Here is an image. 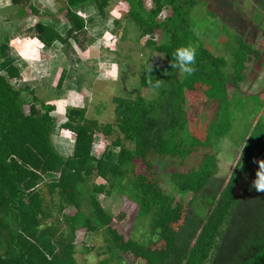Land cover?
I'll return each instance as SVG.
<instances>
[{
  "label": "trees",
  "instance_id": "1",
  "mask_svg": "<svg viewBox=\"0 0 264 264\" xmlns=\"http://www.w3.org/2000/svg\"><path fill=\"white\" fill-rule=\"evenodd\" d=\"M112 1L67 0L71 27L66 36L41 22L29 31L48 46L55 40L81 43L87 21L79 9L95 5L106 16ZM123 1L128 4L126 20L136 27L139 40L150 36L147 44L161 64L143 65L138 93L118 99L116 123L88 117L86 107L67 109L63 127L75 134L72 155L62 154L53 139L56 106L26 98L28 85H18L20 68L10 60L0 63V264H83L76 257L79 230L104 234L110 251L134 254L144 264H264V193L250 188L258 162L264 161V114L237 138L244 148L229 179L225 169L229 172L232 163L220 159L221 141L234 139V97L248 79L247 62L252 60L250 66L258 71L264 67V41L256 50L242 35L230 33L229 63L206 47L194 27V10L200 3L206 6L204 0H153L151 7L145 0ZM12 2L22 15L26 0ZM256 3L260 20L264 0ZM163 11L170 16L162 19ZM158 31L169 40L158 43L153 37ZM10 38L8 34L4 43ZM189 46L196 50V62L186 74L172 65L177 49ZM2 54L0 46V61ZM64 78L65 72L59 87ZM206 102L218 106L211 122L191 123V108ZM98 135L112 139L101 158L93 154ZM171 161L179 200L162 186L159 172ZM94 177L105 182L96 183ZM100 193L135 201L139 219L149 221L148 239H126L117 227L126 215L108 212ZM70 207L74 213H67ZM56 212L60 217L52 223L48 219Z\"/></svg>",
  "mask_w": 264,
  "mask_h": 264
},
{
  "label": "rangeland",
  "instance_id": "2",
  "mask_svg": "<svg viewBox=\"0 0 264 264\" xmlns=\"http://www.w3.org/2000/svg\"><path fill=\"white\" fill-rule=\"evenodd\" d=\"M66 1L26 0L23 14L20 15L19 6L13 5L12 0H0V46L3 53L0 63L10 60L20 68L23 78L19 79L18 85L27 84L29 91L34 90L24 91L26 98L34 101V97H38L40 101L56 106L53 111L57 120L53 139L59 151L70 156L74 152L76 139L73 132L63 127L68 120L67 109L86 107L88 117L97 119L102 124L116 123L120 106L118 99L134 97L139 91L143 65L146 62L161 64V58L148 46L150 36L138 39L140 34L136 27L126 20L128 4L123 0L112 1L107 7L106 16L99 14L95 5L79 9V13L87 21L86 29L79 34L82 45L71 39L72 44L69 45L55 40L48 46L33 37V32L29 29L39 22L52 25L62 36H66L71 27L66 16ZM145 1L148 7L153 5V0ZM204 1L207 2L206 6L200 3L194 10L196 14L194 27L206 47L216 54L224 55L229 63H232L233 59L230 40L232 32L242 35L247 43L256 47V50L263 48L264 12L263 18L259 20L256 17L260 12L257 0ZM208 9L216 16L210 14ZM170 13L163 11L161 18H168ZM116 20L120 22L117 23ZM19 28L21 30L17 31ZM8 34H11V38L8 44H5ZM28 37H31L29 41L26 40ZM153 37L158 43L169 40L166 33L161 31L156 32ZM251 62L252 60L247 62L248 79L241 84L237 96L234 97L237 117L234 139L226 138L220 143V159L232 163L229 172H226L227 168L225 169L227 179L240 160L244 148V142L237 145L236 142L241 140L237 138L242 137L246 127L251 123L255 124L264 114V67L262 71H258L250 66ZM1 71L5 72L4 67H1ZM63 72L64 82L59 87ZM147 91L144 90L142 93L149 98L154 97L153 92ZM235 91V88H230L232 96ZM217 108L218 106L212 102L193 106L189 112V120L191 123L209 124ZM26 109L28 111V106ZM116 136L114 132L112 138L116 139ZM111 141L112 139L105 135L96 136L93 154L101 158ZM114 154L111 158L115 159ZM173 168L174 162L171 161L159 168V172L162 175V186L179 200L182 194L176 190L170 176ZM93 181L105 182L98 177H94ZM44 190L50 200L47 187ZM98 197L108 212L113 215L120 213L126 215L117 225L126 239L131 237L143 241L148 239L149 221L139 219V205L135 201L117 193L112 195L100 193ZM66 211L74 213L75 209L70 207ZM58 217L60 216L56 212L55 216L48 220L55 223ZM76 234V257L83 264H144V261L134 254L110 251L104 234L97 235L85 230H79Z\"/></svg>",
  "mask_w": 264,
  "mask_h": 264
},
{
  "label": "clouds",
  "instance_id": "3",
  "mask_svg": "<svg viewBox=\"0 0 264 264\" xmlns=\"http://www.w3.org/2000/svg\"><path fill=\"white\" fill-rule=\"evenodd\" d=\"M175 60L176 63L172 67L178 68L183 73L191 74L194 71L193 65L196 62L195 48L189 46L177 49ZM258 165L256 179L252 181L250 188L256 192L264 193V161L258 162Z\"/></svg>",
  "mask_w": 264,
  "mask_h": 264
},
{
  "label": "crops",
  "instance_id": "4",
  "mask_svg": "<svg viewBox=\"0 0 264 264\" xmlns=\"http://www.w3.org/2000/svg\"><path fill=\"white\" fill-rule=\"evenodd\" d=\"M60 10H61V9H60ZM60 10H59V11H60ZM33 37H34V36H33ZM35 38L38 39L37 37H35ZM30 39H31V37H28L26 40L29 41ZM29 44H30V43H29ZM63 73H64V72H63ZM63 73H62V74H63ZM61 77H62V76H61ZM61 77H60V78H61Z\"/></svg>",
  "mask_w": 264,
  "mask_h": 264
}]
</instances>
